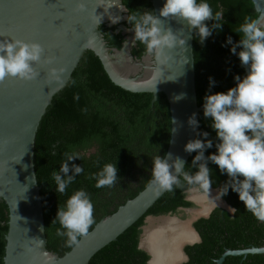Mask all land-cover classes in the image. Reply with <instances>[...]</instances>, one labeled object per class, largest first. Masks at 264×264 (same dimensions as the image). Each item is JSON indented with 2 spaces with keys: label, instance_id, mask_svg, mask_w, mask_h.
<instances>
[{
  "label": "trees",
  "instance_id": "1",
  "mask_svg": "<svg viewBox=\"0 0 264 264\" xmlns=\"http://www.w3.org/2000/svg\"><path fill=\"white\" fill-rule=\"evenodd\" d=\"M129 14L154 10L151 0H122ZM213 11L224 13L222 30L213 34L201 44L193 32L196 88L198 104L202 106L198 118V132L208 131L215 144V131L211 121L203 115L204 96L210 93L226 92L234 87V77L246 75L237 55L231 53V45L222 46L228 36L234 42L241 39L237 29L245 17L257 19L259 12L253 0H208ZM209 25L215 21H207ZM131 27L128 20L125 22ZM104 36L111 47L121 48L125 34L117 26L102 24ZM240 50L239 48L237 49ZM132 53L138 58L145 54L144 45L136 42ZM209 77L215 80L210 86ZM78 95L79 99H75ZM172 119L170 105L164 92L155 101L151 92H132L115 84L104 68L98 55L86 50L73 71L68 83L53 97L44 114L35 140L34 164L44 207L47 247L64 255L71 248L64 239L57 237L58 221L52 223L59 207L78 189H85L94 205V223L104 216L113 214L128 199L134 198L151 178L153 158L165 156L171 135ZM203 138V137H201ZM215 146L205 155L215 152ZM65 152H78L81 158L72 163L84 167V172L68 186L65 193L56 191L52 179L53 170H59L65 159ZM55 153V154H53ZM193 152L185 165V171L195 172L191 161ZM107 163L116 164L118 180L113 187L96 188L95 179L89 176L97 173ZM212 188L219 190L229 180L221 174L219 167L209 162ZM71 174V173H70ZM189 187L165 192L153 206L115 240L99 250L90 264H148L150 254L140 247L143 227L147 216L178 214L185 208L195 206L188 198ZM234 211L215 206L209 216L197 218L193 225L201 241L185 246L188 260L182 264H218L217 261L228 250L264 246V223L247 212L238 194L229 190L222 197ZM9 229V207L0 200V264H4L6 235ZM221 264H264V253L227 255Z\"/></svg>",
  "mask_w": 264,
  "mask_h": 264
},
{
  "label": "water",
  "instance_id": "2",
  "mask_svg": "<svg viewBox=\"0 0 264 264\" xmlns=\"http://www.w3.org/2000/svg\"><path fill=\"white\" fill-rule=\"evenodd\" d=\"M151 1L159 15L165 0ZM253 1L259 12L257 19L264 21V0ZM128 12L122 0H0V33L4 34L0 40L7 37L39 42L45 49V57H56L52 65H34L40 72L34 80L7 78L0 82V200L9 207L4 264H90L99 250L115 241L167 192L157 195L147 185L113 214L101 218L88 235L81 238L78 247L62 256L48 249L41 186L34 164L36 134L53 97L68 83L86 50H92L100 57L112 81L122 88L132 92H151L153 101L164 92L172 119L166 152L171 154L169 162L180 157L186 165L192 154L185 151V145L197 138L199 126L194 130L188 121L193 114L198 121L202 109L197 99L193 32L185 21L161 17L163 27H170L186 42L184 46L178 45L171 50L172 59L166 66H161L162 72L156 71L151 56L145 53L138 58L132 53L134 31L125 24ZM102 24L117 26V32L123 31L129 42L125 51L123 45L121 48L110 46L100 27ZM118 53H122L123 59H118ZM50 67L65 70L60 81L49 80ZM211 191L218 194L219 189L212 188ZM219 206L229 210L230 205L220 198ZM213 208L205 207L203 216H209ZM190 229L196 238L172 244L178 243L183 256L172 264L187 261L183 247L201 241L195 227ZM145 237L140 242L141 248H145ZM145 249L151 256L148 264H153L155 255L152 249ZM249 253H264V246L228 249L217 263L221 264L227 255Z\"/></svg>",
  "mask_w": 264,
  "mask_h": 264
},
{
  "label": "clouds",
  "instance_id": "3",
  "mask_svg": "<svg viewBox=\"0 0 264 264\" xmlns=\"http://www.w3.org/2000/svg\"><path fill=\"white\" fill-rule=\"evenodd\" d=\"M161 17L185 21L203 44L213 31L222 30L224 13L214 12L208 0H165L159 15L154 10L130 13L127 19L131 25L129 30L134 31L132 44H143L145 53L154 61L155 70L160 72L161 66H166L172 59L171 50L178 45L184 46L186 42L170 27H163ZM207 21L215 23L209 25ZM236 32L241 39L234 42L232 36H228L222 46L231 45L230 51L238 56L246 75L241 78L237 74L234 77L235 86L226 92L204 96L203 115L210 119V127L216 133L215 144L209 138L210 133L202 131L197 132V138L185 145L186 152L196 153L191 161L192 168L197 169L195 172L185 171V161L180 157L170 163L171 154L163 157L157 155L153 158L148 186L157 195L162 191L173 192L176 188L187 186L209 196L212 189L211 162L219 167L221 174L229 177L213 199L219 200L231 189L238 194L247 212L264 223V21L245 17ZM0 36L4 34L0 33ZM128 43V40L123 42L124 51ZM44 53L45 49L39 42L4 37L0 40V82L7 78L24 81L36 79L40 72L34 65H52L56 59L54 55L45 57ZM117 57L123 59L122 53H118ZM64 71L63 68L50 67L49 80L60 81ZM209 80L210 86L215 85L212 77ZM74 98L79 99L78 95ZM188 123L194 130L198 127L195 114ZM214 146L216 151L205 155L206 150ZM64 155L59 170L52 172L59 193H65L76 177L84 172L81 165H69V161L81 158L80 153L65 152ZM89 178L95 179L96 188L113 187L118 180V168L116 164L107 163ZM234 210L229 206V211ZM93 212L90 194L83 188L74 191L65 205L58 208L52 223L58 221L60 227L56 229V235L64 239L66 247H78L81 238L88 235L94 223Z\"/></svg>",
  "mask_w": 264,
  "mask_h": 264
},
{
  "label": "bare ground",
  "instance_id": "4",
  "mask_svg": "<svg viewBox=\"0 0 264 264\" xmlns=\"http://www.w3.org/2000/svg\"><path fill=\"white\" fill-rule=\"evenodd\" d=\"M216 196L217 195L211 191L209 196H198L197 199L214 200L213 198ZM173 222L174 221H171V223L159 226L157 229L155 228V230L146 233L144 242L147 243V247H150L155 255L153 264H172L179 262L183 257L182 253L179 251V247L177 246L178 243L174 246L172 244L175 241L185 242L192 241L196 238L195 233L191 229L185 226L174 225L172 224ZM167 230L170 232H167Z\"/></svg>",
  "mask_w": 264,
  "mask_h": 264
},
{
  "label": "rangeland",
  "instance_id": "5",
  "mask_svg": "<svg viewBox=\"0 0 264 264\" xmlns=\"http://www.w3.org/2000/svg\"><path fill=\"white\" fill-rule=\"evenodd\" d=\"M188 198L193 199L195 206L192 208H185L181 210L178 214H166V215H160V216H148L145 220V225L143 227V234L145 235V232L155 230L157 227L171 223V221H174L172 224L178 225V226H185L187 228H192L194 221L203 216V210L205 207H215L219 206L220 199L210 200V199H197L196 196L204 197L205 194L200 192L198 189L193 188L188 192ZM214 194L217 195V192L214 191ZM175 217V218H174ZM175 219V220H174ZM177 221V222H176ZM167 232H170L167 230ZM142 238L143 235H142Z\"/></svg>",
  "mask_w": 264,
  "mask_h": 264
},
{
  "label": "flooded vegetation",
  "instance_id": "6",
  "mask_svg": "<svg viewBox=\"0 0 264 264\" xmlns=\"http://www.w3.org/2000/svg\"><path fill=\"white\" fill-rule=\"evenodd\" d=\"M189 195V194H188ZM196 197H198V196H196ZM190 200H193V199H190ZM194 226V225H193ZM151 231V230H150ZM146 233L147 232H145V236H146ZM143 237H144V234H143ZM143 240V239H142ZM145 241V240H144ZM143 244H144V246H145V248L148 246L147 245V243L146 242H143ZM187 245H190V244H186L185 246H187ZM185 246L183 247V251H184V253L187 255V253L185 252ZM188 256V255H187ZM183 258V257H182ZM185 261L184 260H182L179 264H182V263H184Z\"/></svg>",
  "mask_w": 264,
  "mask_h": 264
}]
</instances>
